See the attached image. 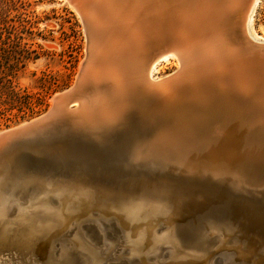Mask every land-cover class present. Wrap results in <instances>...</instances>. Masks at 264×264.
<instances>
[{
	"label": "water",
	"instance_id": "95a60500",
	"mask_svg": "<svg viewBox=\"0 0 264 264\" xmlns=\"http://www.w3.org/2000/svg\"><path fill=\"white\" fill-rule=\"evenodd\" d=\"M67 1L80 11L86 34V53L73 84L53 94L50 106L43 113L0 131V195L9 194L10 202L13 201L4 209V223L8 227L5 224L0 226V253L10 256L9 264H170L173 255L179 252L189 255L192 264H226L223 263L225 258L229 259L228 264H264V257H256L261 253L260 247L264 250V245L260 243L257 247L248 248L256 242L251 231L264 236V187L258 190L246 188L245 194L249 198L235 199L225 191V186L219 187L214 181L213 184L219 188L208 193L204 182L195 179L193 190H184L171 183L173 189L151 194L152 190L147 191L153 189L152 184L155 183L149 180L151 172L141 161L132 163L125 152L131 145L124 142L123 133L131 125L134 130L137 124L140 128H147L144 124L149 118L146 114L142 117L133 109L128 113L129 126L119 124L109 133L115 140V150L98 147V135L84 123L81 114L80 93L83 83L91 78L86 74L85 65L95 54L92 48L95 31L84 13L82 2L86 0ZM236 2L238 10L231 6L222 16L214 6L203 2V7L208 5L202 26L194 36L195 60L201 71L205 70L208 85L214 90L212 84L217 78L213 73L227 60L225 49L228 46L222 35L228 29L234 40L232 49L240 48L246 69L258 72L249 86L260 96L263 106L264 42H254L243 33L246 12L253 0ZM232 17L236 18L237 25L232 23ZM217 57L220 60L217 61ZM215 86L219 94L223 92L218 85ZM255 106L256 110L264 112L262 106ZM99 132L101 135L102 129ZM85 144L94 149L100 160L87 159V155L93 156V152L85 149ZM40 145L47 155L44 160L40 157L42 152H36ZM52 149L58 152L56 156L51 154ZM102 192L109 195H101ZM141 194L169 197L173 203L183 204L172 218L176 227L168 235L165 233L168 236L166 243L154 242L156 238L165 237L164 231L150 235L146 221L139 223L135 239L131 236L126 222L131 217L126 218L125 212L131 208L139 210L144 205L138 202ZM60 195L65 197L59 200ZM106 196L113 198L109 200ZM144 207L138 213L140 216L145 214L142 216L144 220L146 214L155 215L149 211L150 205ZM161 208V205L151 206V210L160 211ZM50 211L55 214L49 216ZM56 216L59 217L58 224L54 223ZM165 220L166 217L159 223L168 224ZM211 221L221 224L216 233L218 236H211L214 239L207 232ZM50 222L57 225L48 231L46 228ZM83 230L87 239L82 236ZM204 231L200 237L198 233ZM147 234L155 238L149 247L140 241L141 236ZM178 234H181L180 238ZM42 238H45V246L36 253V242ZM171 245L175 247L174 251L170 250ZM196 245L198 247H194ZM209 245L214 246L210 248ZM161 253L166 254L165 258L161 259ZM39 254L44 259H38Z\"/></svg>",
	"mask_w": 264,
	"mask_h": 264
},
{
	"label": "rangeland",
	"instance_id": "374dc122",
	"mask_svg": "<svg viewBox=\"0 0 264 264\" xmlns=\"http://www.w3.org/2000/svg\"><path fill=\"white\" fill-rule=\"evenodd\" d=\"M144 1H146V2H144ZM172 1H174V3H172L173 5H170L171 6L170 8L167 6L168 10H171V8H172V10H171L172 13L167 11V9L164 10L165 7L163 8L160 6V9L161 8L162 9L159 10V12L162 13V11H164L162 14L165 13V15L167 14V16L162 15L161 13L159 14V16H157L158 12L153 11V4L151 5V2L149 4L148 3L149 0L148 1L147 0H143V1L140 0L141 3L143 2L142 5H141V3L138 4L139 2L136 1L137 5H135V7L138 8L140 10V12H141V10L143 11V9L146 7L144 9L143 13L139 12L143 16H141L139 13L135 14V11H137L136 8L133 9L134 12L132 14L133 15L132 20L134 18V21L139 22V23H136V22L134 23L132 21L131 25L134 26V24H136L135 25L136 27L135 26L134 27L137 29L139 28L138 29L139 31L136 29H135V31L139 32L138 35L139 34L141 35V36L140 35L138 36V39H140L139 40L140 42L136 38L133 39L132 35L127 36V35H129L130 31L129 32L126 31L128 33H125V34L123 33L124 37H122V34L118 33V32L114 36V38L112 37V40H115V41H119V40L125 41L126 40L125 42L124 41H122V42L125 44L126 43L129 44L128 49L131 50V53L135 56V59H136V61L131 63L133 67H137V65H138L135 62L139 63L142 60L145 63L146 62L149 63V61L151 60V59L149 60V58L151 57L152 53L154 55H152L151 58L155 57V55L157 53H159L158 49H166L167 43L169 40V38H168L169 33H170V35H172V36H170V39H172V37H174L173 40L175 42V44H174L175 47H176V45L179 44L178 41L180 40V35H181V39L184 36V34H185L184 24H185L186 20L184 19L185 21L184 20L179 21L181 18L179 20H177L176 17H178V16H175V15L178 14V11H176L177 14L174 13L175 12V10H174L175 6L178 5L179 7L176 6V8L178 7V10H179L181 3L180 2L177 3L176 0H172ZM9 2H13V3H8V4H12V5H8V4L6 5V4L0 3V46H2L3 42L10 43L11 40L16 35V36L20 37L21 45L26 44L25 48H27L29 53L25 54L27 58H25L23 60V62H21L19 65H17L16 68L13 67L12 69H9V64H10V66L14 64L10 60L8 61L9 64H8V62L3 63V65L6 66V68H3V69L6 71V73L8 75L5 74L0 79L2 81V82H0V131L14 127L20 123H23L29 119H32V118L40 115L41 113H43L50 106V97L53 94L60 92L62 90H65L73 84L75 77H76V74H77V71H78V67H79L80 63L83 61V58H84L85 53H86V51H85L86 34H85L84 28L82 26V22L80 20L79 15L76 13L74 8L71 6V4L67 0H20L18 2L15 0L14 1L9 0ZM175 2H176V4H175ZM145 4H149V5H145ZM138 5L140 7H138ZM142 7H143V9H142ZM187 8H188V5H187ZM168 12L171 14L169 15ZM136 15H137L138 20L143 18L144 22H143V19H141L142 23L140 20L138 21L135 17ZM138 15L140 18H138ZM149 15H152V17H153V15H155V17H153L154 19H152V17ZM160 15H161V18H160ZM163 16L166 19L163 18ZM145 18L147 20H145ZM158 19H160L161 22ZM235 19L236 18H232L231 20L232 21L234 20L232 23L234 25H237V22L235 21ZM153 22L155 25L153 24ZM162 22L164 24H162ZM158 23H161V24H158ZM169 23L170 24L172 23L171 24L172 27L170 26ZM173 23H175V24H173ZM142 24H144L145 26H143ZM180 24H183V25H180ZM146 25H148L147 29H150V30L147 31ZM164 25H165V27H164ZM134 27H133V29H134ZM155 27L158 28V30ZM174 27H175V31H174V29H171ZM249 27H250V33L252 35H254L258 40L264 41V0H258L255 7L253 8L252 17H251V20L249 23ZM161 28L164 31L161 30ZM168 28L170 29V31L168 30ZM133 29L131 28V30H133ZM181 29H182L183 33H178V31L182 32ZM152 30H154V31H152ZM165 30L167 31L168 35H167V33H164V32H166ZM145 32H147V33H145ZM152 32L156 33V35ZM157 32H159L160 34H158ZM141 33H143V34H141ZM144 33H145V35H147L146 37H145ZM225 33H226V31L223 34L225 35ZM177 34L179 37L177 36ZM231 35L232 34L230 32H227V36L230 37L232 40L233 37H231ZM142 36L145 39L142 38ZM126 37H129V38L131 37L132 39L131 38L126 39ZM166 37H167V39H166ZM177 39H178V41H177ZM130 40H132V41H130ZM136 40H137V42H136ZM141 40H142V42H141ZM144 41H145V43H144ZM131 42L135 44L133 46L134 48L132 47L133 44ZM153 42H156V43H153ZM138 43H140V45H139L140 47L137 46ZM146 44L147 45L149 44L148 45L149 48L146 47L147 46ZM154 44H155V46H153ZM143 45L144 46L146 45L145 46L146 49L143 47ZM158 45H159V47H157ZM179 45L176 48H178ZM135 46H137V47L135 48ZM141 46H142V48H141ZM115 50L117 51V48ZM149 50L151 53L149 52ZM151 50L152 51L158 50V51L152 52ZM135 53H138V55ZM142 53L144 54L145 57L143 56ZM145 53L146 54L150 53V54L145 55ZM116 54H118V53H116ZM111 55H113V54L111 52H108V56H110V57L114 56L115 57V54L113 56H111ZM139 55H142V56L140 57ZM136 57H139V60H137ZM147 58H148V60H147ZM144 59H146L147 61ZM145 63L141 62L142 66L144 64V66L147 67V63L146 64ZM128 65H130V63L124 65V66H126L123 68V71H122V72H124V74L123 73L120 74V78H122L123 77L122 75H124V77H125V75L128 73L126 75V79L128 76V79H127L128 81L126 79H124V77H123L122 82H120L119 86H114L113 84L111 85V82L109 81V79L106 80L107 82H109L108 85L106 84L107 82H105V84L103 83L104 84L103 90L100 91L101 96H102V94L103 95L105 94L109 97V98L107 97V99H109V101H108L106 99V96L104 95V98L106 100V103H105L106 107H104V108H102V106H100V104H99L100 99H98V98H100L101 96L99 97L96 95L97 92L99 93V91H97V89H98L97 86L92 84L90 81L91 78L95 79V80L98 79V76H95V75L88 72V74L90 75L91 78L89 81L87 80L85 83H83V86H82V89L80 92L81 96H82V98H81V100H82L81 101L82 102L81 103V111H83V112H81V114L84 113L82 115V116H84L83 118L85 119L84 123L86 122V120L88 122L92 116L93 121L90 120L91 122L89 121L88 124L89 123H90L89 125H91V123L94 124V125L92 124L93 126L91 128L93 129V127H95L92 130V131H95L94 132L95 135H98V130L101 131V128L103 129V131H102L103 133L101 134L102 137L100 136V133L98 135L99 138L101 137L99 139L100 142L99 143L96 142L98 147L99 148L111 147L112 149H115V140L113 139L112 136H107V135H109V133L111 131L110 129H112L114 126H116L115 124H117V125L120 124L122 126L125 125L124 127H126V125L129 126L127 114L129 113V111H131V109H133V110L136 109V111H138L142 117H145L144 114H146V116L148 115L149 118L147 119V123L144 124V125H146L145 127H147V128H144V129L140 128L139 124H137V126L135 127V130H134L132 125H131L129 127V129L127 130V132L123 133L122 137L124 139V142L131 145V147H129V149L126 150L125 152L129 158V160L131 159L132 163L139 164V162L141 161V162L146 164L145 168H147L151 172V176H150L149 180H150V182H155L154 184H152V186L154 185L153 186L154 189L155 188L156 189L173 188V187H171L172 186L171 183H173V184L176 183L179 185L180 188L193 190V189H195L194 187L196 186V183L193 182L195 180V177H196V179H198L200 177V179H198V182L199 181H200V183L204 182V184H205L204 189L210 190V191H208V193L211 192V190L216 189L218 186L220 187V185L225 186V187H227L229 185V186H231V187H229L231 190L228 189V187L226 190H227V192H228V190H230L229 192H233V193H231V195H234V198L237 197L235 199H240V198H238L239 196L247 198L246 197L247 195L245 194V192H246L245 190H246V188H249V187H246V188L243 186H241L242 188L237 187L236 186L237 183L233 182L232 179L229 180L230 175L229 176H227L228 174L221 175L220 171L217 173L216 171H218L219 169H216V171L214 170V172L213 171L212 172H205L204 175H200V176H199V174H192V176H190L191 173L187 172L188 171L187 165L183 166V164L179 162V161H181V159H183L182 157H180V156H182L181 152H182L183 148L193 149L194 146L196 147L199 144H202V145L206 144L207 145L209 143L211 145L217 146L219 149L224 148L225 150L222 149V151L224 152V153H222V156L226 155V157L228 155L231 156V154H234V152L237 149H239V147L245 148V149H247V148L248 149H250V148L260 149L261 140H264V133L262 136V133H259L257 131H255V133H253L254 131L244 132L243 129H241L243 127L242 122H246L247 120L254 119L256 117V115L255 116H253L252 114H250V115L240 114L239 115V113L237 111H235V112L233 111V108L237 107V104H236L237 102L234 103L231 101V103H230L229 100L232 99L231 97L233 94L231 93V91H233L232 88H234V87H232V86H234V85L229 84V87H230L229 90L230 91L228 89L220 88V91H223L222 93H224V95H226L225 97L227 100L226 99L222 100V99L217 98V97H210V96H204V95L199 94L201 97H199V95L194 96L191 98V100H193V101H191L190 97H189V94H190L189 92H190V90L193 91L192 89H194L193 83L190 82V80H189V78L191 76L190 75L191 70L188 69L187 73L185 72L186 70L183 71L184 73H180L181 69L184 65L182 64V62L177 60L174 56H169L166 59L159 61L156 64L155 70L153 72V77L155 78V80L157 82L164 81L166 79H168V80L172 79V76H174V78L171 80V82H173L175 87H177L179 85L177 87V89L175 88L173 91V95L175 96L173 99H175L177 97L179 99H175L174 102L172 103V105L168 106V109H167V105L164 104V102H161L158 100H156V102H155V99H157L156 96L158 97L159 94L156 93L154 96L155 97V99H154L152 93H150L151 91L145 87V85H144L145 83L148 84V83L154 82V81H151L148 78L147 73H145L146 68L144 69V66L143 67L140 66V63H139L138 66H140L141 68L139 67L138 68L139 70L134 69V71L132 72L131 70H133V67L131 65L130 66H128ZM86 66H87V63L85 65V68H86ZM127 66L129 68L128 71H127ZM124 69L127 71V73L125 72ZM140 69L145 70L143 72L146 74V77H145V74L142 73ZM137 70L139 71V74H142L141 76H143L144 78H140L141 76L137 74L138 73ZM133 73L135 75H133ZM129 74L132 75V77H130ZM129 77H130L131 81L129 80ZM175 77H179L180 80L179 81L175 80L176 79ZM192 77H193V75H192ZM9 79H10V83H9ZM125 80H126V82H128L127 84H129V82H131L130 84H132V81L135 80L136 84L134 83V81H133V83L137 86V88H136V86H134V84H132L134 88L130 84H129L130 86L125 84L126 83V82L124 83ZM145 80H148V81H145ZM193 80H194V77H193ZM121 83L126 85V86H122V89H121ZM190 84H192L193 86ZM188 85H189V88H188ZM7 86H8V88H7ZM156 86H158L157 83H156ZM127 87L128 88L130 87L129 88L130 92L131 91L133 92V89H134L135 94H133L131 92L133 94L132 95L131 93L127 92L128 95H126L125 93L128 90ZM123 89L126 90L125 93H124ZM138 89H141V91ZM179 89H180V91H179ZM182 89H183V92H185V93L181 92ZM185 89H186V91H184ZM115 90H116V92H118V90H122V92L119 91L118 93H116ZM9 91L10 92L12 91V94H9V96H7V92H9ZM176 92H178L179 94ZM226 92H228V93H226ZM117 94H118V97H117ZM119 94L122 97L121 96L119 97ZM136 94H137V96H136ZM124 95H125V97H124ZM181 96H183L184 99L186 98L185 101L188 103L182 101ZM187 96L189 97V100H187L188 99ZM202 97H205V99ZM112 98H116V100L114 99L115 102ZM101 99H102V97H101ZM119 99H120V101H119ZM201 99L202 100L204 99V100L202 101ZM211 99L213 101H211ZM215 99H216V101H215ZM217 99H219V100L217 101ZM208 101H209V103H208ZM116 102L118 104H114ZM189 102H192V103H189ZM132 103H135V104H133L134 106L132 105ZM206 103H207V105H206ZM239 103L243 104L245 102H239ZM123 104H125V105H123ZM127 105L130 106V108ZM145 105H148L149 107L145 106ZM152 105H154L155 107H156V105H158V107L155 108L154 106L152 107ZM231 105L234 107H232ZM86 106H88V107H86ZM131 106H133L134 108ZM210 106H213V107H210ZM82 107L87 108V109L84 108L85 111L87 110L86 111L87 113L84 112ZM123 107H125L126 109H124ZM224 107L229 108L231 110L224 112L226 110V109L224 111L222 110ZM121 108L124 109L123 112L126 110L124 112L125 114L121 113L122 112ZM88 109H89V111H88ZM108 109H109V112H108ZM114 109H117V110H114ZM164 109H166V110H164ZM172 109L175 111H172ZM118 110L121 112H119ZM149 110H151V111L149 112ZM153 110L155 112H153ZM156 110H157L158 114H157ZM170 110L172 111L171 113L169 112ZM180 110H182L183 112L182 111L179 112ZM105 111H106V113H105ZM232 111L234 113L237 112L236 114L238 116L236 114H235L236 115L235 116L234 113L232 114ZM89 112L94 113L95 114L94 116H96V119L98 121L95 119V117L92 114L90 116ZM99 112H101L102 114H100ZM173 112L174 113L176 112L175 114H178V115H175ZM177 112H179L180 114ZM111 113H113V114H111ZM116 113H118V114H116ZM103 114H105V115L107 114L106 117ZM123 114H124L125 118H124ZM154 114H157V115L155 116ZM164 114H166L165 117L166 118L168 117L167 118L168 120L164 117ZM108 115L111 118V120H113L112 122H111L110 118L108 117ZM111 115H112V117H111ZM98 116H100L101 118L102 117L104 118V119H101V122H103L106 118H107V120H109V122L107 120H105L108 123L104 122L105 124L104 123L102 124L99 121L100 117H98ZM180 117H182V121H184V122H181V121L180 122L182 124L186 123V125H184V124L182 125L179 122V120L181 119ZM122 118H124V119H122ZM175 118H177V119H175ZM120 119H122V120L120 121ZM160 120H161V122H160ZM95 121L104 125V127L100 125L101 128L96 129L97 126L99 127V124ZM148 121H149V123H148ZM87 122H86V124H87ZM113 122H114V125H113ZM172 122H174V123H172ZM157 123L160 124V126H157L158 125ZM165 123L168 125H166ZM187 123H189L190 125ZM108 124H110V126H108ZM111 125L113 127H111ZM207 125H209V126H207ZM172 126H174V128H176V127L179 128V130H181L180 127L183 126L182 130H184V132L182 130L181 131L183 133L178 132L179 130H176L177 128L174 130ZM160 127L162 128L163 132L165 130L164 133H162V130ZM184 127L185 128L188 127V129H184ZM159 128H160V130H159ZM167 128L169 131H166ZM105 130L106 131L109 130V132H107L108 134L104 133ZM153 130L155 132L154 134H153ZM157 130H158V132H157ZM124 132H125V130H124ZM151 132H152V134H151ZM167 132H169V133L172 132L171 136H169L168 135L169 133L167 134ZM174 132H175V134H177L179 136H177V135H176L177 137H175V135L173 136ZM165 133L167 135H165ZM257 133H258L259 137H257ZM158 134H159V136H158ZM180 134H182V137ZM250 134H252V136H250ZM105 135H106V137H104ZM152 135H156L157 137H160L159 138L160 141L157 137L152 136ZM160 135H162V137ZM163 135H165V136L163 137ZM143 138H145L146 140ZM161 138H164V139H161ZM186 138H187V140H186ZM255 138H257V139H255ZM147 139L150 140L151 142L147 141ZM156 139H158V140H156ZM173 139H175L176 141ZM143 140H145V141H143ZM169 140H170V142H169ZM257 140H259L260 142ZM178 141H180V142H178ZM223 141H227V142H224L225 143L224 144ZM135 142H138V143H135ZM199 142H201V143H199ZM108 143H109V145H108ZM168 143H169V145H168ZM174 144L176 145V147H178V149L175 148ZM252 144H254V147ZM258 144H259V147H257ZM144 145H145V148H144ZM146 145L147 146L150 145L151 148L150 147L147 148ZM179 145L181 148L179 147ZM246 145H248V147ZM139 147L141 150L139 149ZM220 147H222V148H220ZM157 148H159V149H157ZM142 149H144V150H142ZM147 149H149V150H147ZM138 150H139V152H138ZM158 150H159V152H158ZM135 151H136V153H135ZM156 151L159 153L160 157L158 156ZM161 151L162 152L164 151L163 153L165 155L172 152L170 154L171 158H168L169 160H167L165 155L163 153H161ZM144 154L145 155L147 154V155L145 156ZM132 155L134 157H132ZM142 157H144L145 159L144 158L142 159ZM215 157L216 156H214V155H210L208 160L216 161L217 157L216 158ZM136 158H137L138 162H137ZM149 158H150V160H149ZM98 160H100V158H98ZM164 161H167L169 164L165 163ZM174 161H178V162L173 163ZM171 167H173V168H171ZM252 167H254V165ZM154 169H155V172H153ZM181 169L182 170L184 169V170L182 171ZM170 171H172V172H170ZM175 171L177 173H175ZM179 171H180V173L178 174ZM255 172H257V171H255ZM200 174H203V172H201ZM194 175H196V176H194ZM255 175L257 176V175H259V173L257 172ZM188 176L190 177V180H188V178H189ZM222 176H223V178H222ZM184 177H185V179H184ZM225 177H227V178H225ZM218 178H221V179H218ZM224 179H226V180H224ZM211 180L213 182L214 181L217 182L219 185L216 186L215 185L216 183L213 184L211 182ZM218 180L222 183H220ZM228 180H229V182H228ZM230 182H232L231 184L233 186L230 184ZM254 186H252V188L256 189V190L263 188L264 187V181L262 180V181H260V185L257 184L255 187ZM214 187H216V188H214ZM235 188H236V190H235ZM252 188H249V189H252ZM243 189H244V191H243ZM241 191H243L244 193ZM236 192H237V194H235ZM241 194H242V196H241ZM247 200L248 199H246V201ZM260 237H261V235H260ZM262 237H264V236H262ZM262 239H263L262 244L264 245V238H262ZM260 251H261V253L256 255V257H258V258L264 257V250H260ZM228 260H229L228 258H225L223 263L228 264ZM236 264H240V263H236Z\"/></svg>",
	"mask_w": 264,
	"mask_h": 264
},
{
	"label": "bare ground",
	"instance_id": "6f19581e",
	"mask_svg": "<svg viewBox=\"0 0 264 264\" xmlns=\"http://www.w3.org/2000/svg\"><path fill=\"white\" fill-rule=\"evenodd\" d=\"M136 1L137 2H139L138 4H140L141 2H140V0H86V2L84 3V2H82L83 3V6H84V13H85V15H86V17H87V19H88V21H89V23L91 24V27H92V29L95 31V33H94V36H93V38H92V48H93V50H94V52H95V54H94V56L92 57V58H90V61H89V63L88 62H86L87 63V66H86V69H85V71H86V74H88V72L89 73H91V74H93V75H95V76H98V79H92L91 78V83L92 84H94V85H96L97 86V91H99V93L97 92L96 93V95L97 96H101V93H100V91H102L103 90V85L105 84V82H107L106 80H108L109 79V81L111 82V85L113 84L114 86H119L120 85V82H122V78L124 77V75H122L123 77L122 78H120V74L121 73H123L124 74V72H122L123 71V68L124 67H126V66H124V65H126V64H128V63H130V65L132 66V64L131 63H133L134 61H136V59H135V56L131 53V50H129L128 49V45L129 44H125V43H123L122 41H124V40H122V41H115V40H112V37L114 38V36L117 34V32L118 33H121L122 34V37H124V34L125 33H128L129 31H130V33H129V35H127V36H131L132 35V37H133V39L134 38H136V39H138V36L140 35H138V33L139 32H136L135 31V29L136 30H138L137 28H135L136 26V24H134V26L133 25H131L132 24V21L135 23L136 21H134V18H133V20H132V17H133V9L134 8H136L135 7V5H137V3H136ZM141 1H143V0H141ZM148 1V0H147ZM205 1V3L206 2H208V4H211L212 6H214L215 7V9H217L218 10V12H220V14H219V16L221 15H223V13H226V11L229 9V8H231V6H234L235 7V10H238V6H237V2H236V0H176V2L178 3V2H180L181 4V6H180V9L178 10V5H176V6H178L177 8H176V6H175V12L174 13H176V11H178V14L177 15H175V16H178V17H176L177 18V20H179L180 18V20L179 21H183L184 19L186 20V22H185V24H184V31H185V34H184V36L182 37V39H181V35H180V40L178 41V39H177V41L179 42V47L178 48H176L178 45H176V47H175V42H174V40H173V38L174 37H172V39H170V36H172V35H170V33H169V36H168V38H169V40L171 41V42H169V40H168V43H167V48L166 49H158L159 50V53H157L156 55H155V57H153V58H151L152 57V55H154L153 53H152V55H151V57L149 58V63H147V67L146 66H144V64H143V66H144V69L146 68V72L145 73H147V76H148V78L151 80V81H154L153 83H148V84H144L145 85V87L146 88H148V90H150L151 92L150 93H152V95H153V97L155 96V94L157 93V94H159V96L157 97L156 96V98L157 99H155V97H154V99H155V102H156V100H158V101H161V102H164V104H166L167 105V109H168V106H171L172 105V103L174 102V100L175 99H179L178 97L177 98H175V99H173L175 96L173 95V91H174V89L176 88L177 89V87L179 86H177L176 84V86L177 87H175L174 86V84H173V82H171V80L174 78V76H172V79H166V80H164V81H160V82H157L156 80H155V78L153 77V72H154V70H155V66H156V64L159 62V61H161V60H164V59H166L167 57H169V56H174L177 60H179L180 62H182V64L184 65L183 67H182V69H181V72L180 73H184L183 71H185L186 73L188 72V69H190L191 70V72H190V78H189V80H190V82H192L193 83V85H194V89H192L193 91H191L190 90V94H189V97H190V100H191V98L192 97H194V96H198L199 94H201V95H204V96H210V97H217V98H220V99H226V95H224V93L222 94V93H218L217 91H216V88H217V86H215V85H218L219 86V89L220 88H222V89H230V87H229V84L230 85H234V86H232V87H234V88H232V90L233 91H231V93L233 94L232 95V99L231 100H229L230 101V103H231V101L232 102H237L236 104H237V107H234V106H232V107H234L233 108V111L235 112V111H237L238 113H239V115L240 114H242V115H244V114H248V115H250V114H252L253 116H255L256 115V119L254 118V119H250V120H247L246 122H242L243 123V127L241 128V129H243V131L244 132H252V131H254L253 133H255V131H257V132H259V133H262V136H263V133H264V112H261V111H258V110H256L255 108H256V106H255V104H258V105H260V107L262 106L261 105V103H262V101L260 100L261 98H260V96L259 95H256L255 93H254V89L253 88H250V86H249V84H250V81H252V80H254V75H256V74H258V72H255V71H252V70H248V68L246 69V62H245V59H244V56H243V51L242 50H240V48H233L232 49V44L234 43V41H233V39L231 40V38L230 37H228L227 36V32H229V30L228 29H225V30H227V32L225 33V35L223 34L222 36H225V38H224V41H225V43H226V45L228 46L227 47V49H225V54L227 55V60H226V64H224V65H221V66H218V70L216 71V73L214 74L213 73V75L217 78V81H216V83H213L212 85H213V88H214V90H211L210 89V87H209V85H208V80L206 79V77H207V75L206 74H204L205 73V70L203 69L202 71H201V67L200 66H198L197 64H199L195 59H196V57H195V44H196V42H195V38H194V36L196 35V33H197V31L199 32V29H200V27L202 26V18H203V15H204V13H205V7L208 5H206L205 7H203L204 5H203V2ZM257 1L258 0H253V2L250 4V6H249V8H248V10H247V12H246V21L244 22V25H243V33H244V35H246V36H248L249 37V39L250 40H252V41H256V42H264V41H261V40H258L254 35H252L251 33H250V27H249V23H250V20H251V17H252V12H253V8L255 7V5H256V3H257ZM144 2H146V1H144ZM150 2H151V5L153 4V11L154 12H158L157 13V16H159V14L161 13V12H159V10H161L160 9V6L161 7H165L164 8V10L165 9H167L168 7L170 8L171 6L170 5H173L172 3H174V1H172V0H149V4H150ZM170 2V3H169ZM176 2H175V4H176ZM81 3V1H80V5L82 4ZM143 3V2H142ZM142 3H141V5H142ZM189 3V4H188ZM191 3V4H190ZM235 3V4H234ZM149 4H145V5H149ZM187 5H188V8H187ZM190 5V6H189ZM72 6V5H71ZM168 6V7H167ZM73 7V6H72ZM138 7H140L139 5H138ZM152 7V6H151ZM150 7V8H151ZM74 8V7H73ZM146 8V7H145ZM144 8V9H145ZM149 8V7H148ZM137 9V11H135V14H138L139 12H140V10L138 9V8H136ZM135 9V10H136ZM142 9H143V7H142ZM144 9H143V11H144ZM187 9V10H186ZM74 10L76 11V13L80 16V11H78L77 9H75L74 8ZM148 10V9H147ZM146 10V11H147ZM171 10H172V8H171ZM171 10H168L167 9V11H169V12H171ZM143 11L141 10V12L143 13ZM140 12V13H141ZM153 12V13H154ZM164 11H162V13H163ZM168 12V13H169ZM139 13V14H140ZM161 13V14H162ZM172 13V12H171ZM171 13H169V15L171 14ZM192 13V14H191ZM141 15V14H140ZM162 15H165V13L164 14H162ZM168 15V16H169ZM141 16H143V15H141ZM149 16H151L152 17V15H149ZM165 16H167V14L165 15ZM136 17V19H137V15L135 16ZM146 17V16H145ZM153 17H155V15H153ZM152 17V19H154ZM170 17V16H169ZM138 18H140L139 17V15H138ZM149 18V17H148ZM157 18V17H156ZM160 18H161V15H160ZM163 18H165L164 16H163ZM232 18H235V17H232ZM141 19H143V18H141ZM141 19H139L140 21H141ZM166 19V18H165ZM172 19V18H171ZM103 20V21H102ZM138 20V19H137ZM138 20V21H139ZM145 20H147L146 18H145ZM158 20H160V19H158ZM184 20V21H185ZM176 21V20H175ZM234 21V20H233ZM232 21V22H233ZM143 22H144V19H143ZM149 22V21H148ZM151 22V21H150ZM158 22V21H157ZM160 22H161V20H160ZM174 22V21H173ZM136 23H139V22H136ZM141 23H142V21H141ZM140 23V24H141ZM146 24V23H145ZM153 24H154V22H153ZM157 24V23H156ZM158 24H161V23H158ZM162 24H164L163 22H162ZM166 24V23H165ZM170 24V23H169ZM172 24V23H171ZM171 24H170V26H171ZM173 24H175V23H173ZM238 24V23H237ZM139 25V24H138ZM137 25V26H138ZM143 26H145L144 24H142ZM155 25V24H154ZM180 25H183V24H180ZM153 26V25H152ZM167 26V25H166ZM174 26V25H173ZM177 26V25H176ZM175 26V27H176ZM133 27H134V29H133ZM147 27H148V25H146V29H147ZM154 27V26H153ZM152 27V28H153ZM162 27V26H161ZM164 27H165V25H164ZM168 27V26H167ZM172 27V26H171ZM175 27L174 28H171V29H174V31H175ZM179 27V26H178ZM131 28L134 30H131ZM150 28V27H149ZM156 28V27H155ZM157 30H158V28H156ZM148 30H150V29H147V31ZM155 30V29H154ZM154 30H152V31H154ZM161 30H163L162 28H161ZM167 30V29H166ZM165 30V31H166ZM168 30L170 31V29L168 28ZM179 30V29H178ZM177 30V31H178ZM126 31H128V32H126ZM139 31V30H138ZM156 31V30H155ZM164 31V30H163ZM168 31V32H169ZM173 31V30H172ZM173 31V32H174ZM181 31H182V29H181ZM143 32V31H142ZM160 32V31H159ZM159 32H157L158 34H160ZM172 32V33H173ZM249 32V33H248ZM124 33V34H123ZM145 33H147V32H145ZM145 33H144V35H145ZM152 33H154V32H152ZM164 33H167V31L166 32H164ZM163 33V34H164ZM176 33V32H175ZM174 33V34H175ZM178 33H183V31L182 32H179L178 31ZM141 34H143V33H141ZM155 35H156V33H154ZM162 34V33H161ZM173 34V35H174ZM198 34V33H197ZM167 35H168V33H167ZM141 36V35H140ZM147 35H145V37H146ZM162 36V35H161ZM166 36V35H165ZM164 36V37H165ZM177 36H178V34H177ZM176 36V37H177ZM227 36V37H226ZM150 37V36H149ZM179 37V36H178ZM177 37V38H178ZM232 37V36H231ZM131 38V37H130ZM129 37H126V39H130ZM140 38V37H139ZM142 38H144L143 36H142ZM141 38V39H142ZM162 38V37H161ZM160 38V39H161ZM132 39V38H131ZM145 39V38H144ZM143 39V40H144ZM163 39V38H162ZM166 39H167V37H166ZM140 39H138V41H139ZM147 40V39H146ZM145 40V41H146ZM126 41V40H125ZM124 41V42H125ZM130 41H132V40H130ZM135 41V40H134ZM133 41V42H134ZM145 41H144V43H145ZM176 41V40H175ZM136 42H137V40H136ZM140 42V41H139ZM141 42H142V40H141ZM177 42V43H178ZM132 43V42H131ZM130 43V44H131ZM153 43H156V42H153ZM166 43V42H165ZM133 45H132V47L135 45L134 43H132ZM151 44V43H150ZM231 46H230V45ZM137 45V44H136ZM140 45V43H138V47H140L139 46ZM142 45V44H141ZM147 45V44H146ZM145 45V46H146ZM149 45V44H148ZM148 45L146 46L147 48H149L148 47ZM152 45V44H151ZM137 46H135V48L137 47ZM145 46L143 45V47L145 48ZM153 46H155V44L153 45ZM151 47V46H150ZM157 47H159V45L157 46ZM189 47V48H188ZM117 48V51L115 50ZM134 48V47H133ZM141 48H142V46H141ZM138 49V48H137ZM140 49V48H139ZM146 49V48H145ZM152 49V48H151ZM154 49V48H153ZM229 49H230V51H229ZM119 50V51H118ZM158 50H153L154 52H157ZM146 51V50H145ZM152 51V50H151ZM152 51V52H153ZM108 52H111L113 55L115 54V57L113 56V55H111V56H113V57H110V56H108ZM142 52V51H141ZM144 52V51H143ZM147 52V51H146ZM149 52H150V50H149ZM116 53H118V54H116ZM139 53V52H138ZM138 53H135V54H137L138 55ZM151 53V52H150ZM149 53V54H150ZM143 54V53H142ZM148 53L146 54L145 53V55H149ZM136 55V56H137ZM140 57L142 56V55H139ZM143 56H144V54H143ZM145 57V56H144ZM137 58V60H139V57H136ZM143 58V57H142ZM148 58H147V60H148ZM252 58H253V54H252ZM141 60V59H140ZM144 60H146V59H144ZM146 60V61H147ZM218 60H220L219 59V57H217V61ZM132 61V62H131ZM83 62V61H82ZM81 62V63H82ZM141 62L142 63H145L143 60L142 61H140L139 63H140V66H142V64H141ZM135 63H137L138 65H139V63L138 62H135ZM145 63V64H146ZM194 65H193V64ZM190 64V65H189ZM130 65H128V66H130ZM136 65V64H135ZM137 65V67H133V70H131L132 72L134 71V69H138L140 66H138ZM128 66H127V71H128ZM142 66V67H143ZM131 68V67H130ZM141 68V67H140ZM132 69V68H131ZM125 70V69H124ZM139 70V69H138ZM137 70V74L138 75H142V74H139V71ZM141 70V72L142 73H144L143 71H145V70H142V69H140ZM127 71L125 70V72L127 73ZM130 71V72H131ZM136 71V70H135ZM234 71H236L235 73H233ZM140 72V73H141ZM135 73V72H134ZM133 73V75H135ZM144 73V74H145ZM128 74V73H127ZM126 74V75H127ZM189 74V73H188ZM126 75H125V77H124V79H126ZM130 75V74H129ZM192 75H193V77H194V80H193V77H192ZM176 76V75H175ZM130 77H132V75H130ZM130 77H129V80H130ZM145 77H146V74H145ZM97 78V77H96ZM140 78H144L143 76H141ZM176 79L175 80H177V81H179L180 80V78L179 77H175ZM258 78H261V75H258ZM127 79H128V76H127ZM126 79V80H127ZM126 80L124 81V83L126 82ZM136 80V79H135ZM135 80H133L134 81V83H135ZM138 80V79H137ZM143 80V79H142ZM149 80V81H150ZM128 81V80H127ZM131 81V80H130ZM133 81H132V84H134L133 83ZM141 81V80H140ZM145 81H148V80H145ZM255 81V80H254ZM144 82V81H143ZM195 82V83H194ZM104 83V84H103ZM108 83L109 82H107L106 84L108 85ZM128 82H126L125 84H127ZM131 82H129V84H130ZM156 83L158 84V86H156ZM125 84H122L121 83V89H122V86H126ZM129 84H127V85H129ZM132 84H130V85H132ZM136 84V83H135ZM134 84V86H136ZM210 84V83H209ZM106 85V86H107ZM110 85V84H109ZM110 85V86H111ZM129 85V86H130ZM186 85V84H185ZM190 85H192V84H190ZM192 85V86H193ZM211 85V86H212ZM184 86V85H183ZM187 86V85H186ZM132 87H133V85H132ZM140 87V86H139ZM182 87V86H181ZM111 88V87H110ZM126 88V87H125ZM130 88V87H129ZM128 87H127V89L129 90H124V93H125V91H126V95H128V93H131L130 92V89H129ZM134 88V87H133ZM136 88H137V86H136ZM184 88V87H183ZM188 88H189V85H188ZM187 88V89H188ZM120 89V88H119ZM143 89V88H142ZM181 89V88H180ZM180 89H179V91H180ZM132 90V89H131ZM137 90V89H136ZM138 90H140L141 91V89H138ZM122 92V90H118V92ZM184 91H186V89L184 90ZM230 91V90H229ZM228 91V92H229ZM115 92H116V90H115ZM118 92H116V93H118ZM128 92V93H127ZM135 91H134V89H133V94H135L134 93ZM162 92V93H161ZM181 92H183V89L181 90ZM200 92V93H199ZM222 92V91H221ZM228 92H226V93H228ZM256 92V91H255ZM106 93V92H105ZM111 93V92H110ZM109 93V94H110ZM131 93V94H132ZM175 93V92H174ZM176 93H178V92H176ZM183 93H185V92H183ZM187 93V92H186ZM230 93V92H229ZM108 94V93H107ZM132 94V95H133ZM179 94V93H178ZM105 95V94H104ZM104 95L102 94V99H101V97L100 98H98V99H100L99 100V104H100V106H102V108H104V107H106L105 106V103H106V100H105V98H104ZM141 95V94H140ZM106 96V99H107V95H105ZM121 95L119 94V97H120ZM136 96H137V94H136ZM177 96V95H176ZM113 97V96H112ZM115 97V96H114ZM117 97H118V94H117ZM122 97V96H121ZM124 97H125V95H124ZM189 97L187 96V100H189ZM199 97H201L200 95H199ZM109 98V97H108ZM132 98V97H131ZM151 98V97H150ZM149 98V99H150ZM197 98V97H196ZM202 98H204L205 99V97H202ZM113 100L115 99L116 100V98H112ZM130 99V98H129ZM133 99V98H132ZM186 99V98H185ZM185 99H184V97L183 96H181V100L182 101H184V102H186L185 101ZM195 99V98H194ZM203 99V100H204ZM229 99V98H228ZM102 100V101H101ZM108 101H109V99H107ZM112 100V101H113ZM115 100H114V102H115ZM123 100V99H122ZM125 100V99H124ZM138 100V99H137ZM152 100V99H151ZM199 100V99H198ZM197 100V101H198ZM202 100V99H201ZM200 100V101H201ZM202 100V101H203ZM219 99H217V101H218ZM227 100V99H226ZM244 100V101H243ZM119 101H120V99H119ZM126 101V100H125ZM128 101V100H127ZM131 101V100H130ZM136 101V100H135ZM134 101V102H135ZM180 101V100H179ZM191 101H193V100H191ZM206 101V100H205ZM211 101H213L212 99H211ZM215 101H216V99H215ZM133 102V101H132ZM148 102V101H147ZM153 102V101H152ZM154 102V103H155ZM195 102V101H194ZM228 102V101H227ZM239 102H245V103H243V104H240ZM260 102V103H259ZM123 103V102H122ZM125 103V102H124ZM130 103V102H129ZM137 103V102H136ZM145 103V102H144ZM186 103H188V102H186ZM189 103H192V102H189ZM208 103H209V101H208ZM114 104H118L117 102L116 103H114ZM126 104V103H125ZM125 104H123V105H125ZM133 104H135V103H132V105ZM212 104V103H211ZM86 105V104H85ZM131 105V104H130ZM178 105V104H177ZM197 105V104H196ZM204 105V104H203ZM206 105H207V103H206ZM115 106V105H114ZM128 106V105H127ZM134 106V105H133ZM133 106H131V107H133ZM145 106H148V105H145ZM154 105H152V107H153ZM86 107H88V106H86ZM121 107V106H120ZM129 108H130V106H128ZM149 107V106H148ZM155 107V106H154ZM156 107H158V105H156ZM155 107V108H156ZM195 107V106H194ZM193 107V108H194ZM210 107H213V106H210ZM223 107V106H222ZM221 107V108H222ZM83 108V107H82ZM85 108V107H84ZM83 108V110H84V112L85 113H87L86 111H85V109H87V108H85L84 109ZM124 109H126L125 107H123ZM123 108H121L120 110L122 111H119V112H121V113H124L123 112ZM134 108V107H133ZM136 108V107H135ZM139 108V107H138ZM154 108V109H155ZM261 108H263L262 110H264V104H263V106L261 107ZM170 109V108H169ZM176 109V108H175ZM184 109V108H183ZM226 109V110H225ZM107 110V109H106ZM112 110V109H111ZM114 110H117V109H114ZM136 110V109H135ZM164 110H166V109H164ZM163 110V111H164ZM178 110V109H177ZM224 112H227V111H229V110H231V109H229V108H226V107H224L223 109H222ZM88 111H89V109H88ZM151 110H149V112H150ZM154 111V110H153ZM172 111H175V110H173L172 109ZM171 110L169 111L170 113L172 112ZM182 110H180L179 112H181ZM200 111V110H199ZM204 111V110H203ZM232 111V114L234 113ZM81 112H83V111H81ZM108 112H109V109H108ZM114 112V111H113ZM118 112V113H119ZM155 112V111H154ZM156 112H157V110H156ZM166 112V111H165ZM179 112H177V113H179ZM183 112V111H182ZM236 112V113H237ZM100 114H102L101 112H99ZM104 113V112H103ZM105 113H106V111H105ZM118 113H116V114H118ZM148 113V112H147ZM153 113V112H152ZM163 113V112H162ZM169 113V114H170ZM174 113V112H173ZM176 113V112H175ZM174 113V114H175ZM229 113V112H228ZM236 113H234V115L236 114ZM84 114V113H83ZM82 114V115H83ZM89 114H90V116H91V114L94 116L95 114L94 113H91V112H89ZM111 114H113V113H111ZM115 114V113H114ZM125 114V113H124ZM124 114H123V116H124ZM127 114V113H126ZM157 114H158V112H157ZM157 114H154L155 116L157 115ZM161 114V113H160ZM159 114V115H160ZM180 114V113H179ZM182 114V113H181ZM211 114V113H210ZM230 114V113H229ZM86 115V114H85ZM103 115H105V114H103ZM102 115V116H103ZM107 115V114H106ZM106 115H105V117H106ZM128 115V114H127ZM126 115V116H127ZM150 115V114H149ZM165 115L166 114H164V117H165ZM175 115H178V114H175ZM237 115V114H236ZM235 115V116H236ZM231 116V115H230ZM238 116V115H237ZM84 117V116H83ZM87 117V116H86ZM89 117V116H88ZM95 117V119H96V116H94ZM93 117V118H94ZM98 117H100V116H98ZM108 117H109V115H108ZM111 117H112V115H111ZM128 117V116H127ZM159 117V116H158ZM172 117V116H171ZM186 117V116H185ZM234 117V116H233ZM110 118V117H109ZM116 118V117H115ZM124 118H125V116H124ZM124 118H122V119H124ZM166 118V117H165ZM168 118V117H167ZM166 118V119H167ZM173 118V117H172ZM181 118V119H180ZM179 119V122L181 121V122H184V121H182V117H180ZM235 118V117H234ZM252 118V117H251ZM84 119V118H83ZM99 119V118H98ZM101 119H104L103 117L101 118L100 117V122H101ZM122 119H120V121L122 120ZM153 119V118H152ZM151 119V120H152ZM164 119V118H163ZM175 119H177V118H175ZM174 119V120H175ZM239 119V118H238ZM91 121H93L92 120V116H91V119H90ZM89 120V121H90ZM97 120V119H96ZM105 120H107V118L105 119ZM103 121V122H101L102 124L104 123V122H109V120H107V121ZM110 120H111V118H110ZM168 120V119H167ZM172 120V119H171ZM205 120V119H204ZM88 121V122H89ZM90 121V122H91ZM98 121V120H97ZM97 121H95V122H97ZM113 120H111V122H112ZM159 121V120H158ZM206 121V120H205ZM238 121V120H237ZM242 121V120H241ZM86 122H87V120H86ZM85 122V123H86ZM88 122H87V124H88ZM107 122V123H108ZM115 122V121H114ZM114 122H113V125H114ZM152 122V121H151ZM160 122H161V120H160ZM166 122V121H165ZM170 122V121H169ZM176 122V121H175ZM180 122V123H181ZM98 123V122H97ZM119 123V122H118ZM148 123H149V121H148ZM172 123H174V122H172ZM178 123V122H177ZM201 123V122H200ZM90 124V123H89ZM88 124V125H89ZM93 123H91V125H89L90 127H92L93 125H92ZM96 124V123H95ZM99 124V127L97 126L96 127V129L98 128H101L100 127V125L101 126H103L104 127V125H102V124H100V123H98ZM105 124V123H104ZM158 124V123H157ZM166 124V123H165ZM179 124V123H178ZM182 124V123H181ZM184 124V123H183ZM182 124V125H183ZM187 124H189V123H187ZM107 125V124H106ZM116 126H117V124H115ZM152 125V124H151ZM163 125V124H162ZM166 125H168V124H166ZM184 125H186V123L184 124ZM190 125V124H189ZM204 125V124H203ZM206 125V124H205ZM108 126H110V124H108ZM150 126V125H149ZM157 126H160V124H158ZM170 126V125H169ZM207 126H209V125H207ZM111 127H113L112 125H111ZM110 127V128H111ZM153 127V126H152ZM173 127V129L175 130L176 128H174V126H172ZM183 127V126H182ZM182 127H180L181 128V130L183 129ZM186 127V126H185ZM184 127V129H188V127L187 128H185ZM237 127V126H236ZM95 127H93V129H94ZM154 128V127H153ZM161 128V127H160ZM160 128H159V130H160ZM207 128V127H206ZM209 128V127H208ZM102 129V128H101ZM158 129V128H157ZM111 130V129H110ZM161 130H162V128H161ZM176 130H179V128H177ZM179 130L178 132H184V130ZM208 130V129H207ZM97 131V130H96ZM102 131H103V129H102ZM166 131H169L168 130V128L166 129ZM186 131V130H185ZM211 131V130H210ZM95 132V131H94ZM109 132V131H108ZM157 132H158V130H157ZM164 132H165V130H164ZM163 132V130H162V133H164ZM177 132V133H178ZM182 132V133H183ZM47 132H45V134H46ZM99 130H98V135H99ZM103 133V132H102ZM107 133V132H106ZM155 132H154V130H153V134H154ZM160 133V132H159ZM169 132H167V134H168ZM172 133V132H171ZM171 133H169L168 135L169 136H171ZM45 134H42V137H44L45 136ZM108 134V133H107ZM151 134H152V132H151ZM161 134V133H160ZM166 133H165V135H167ZM149 135V134H148ZM157 135V134H156ZM156 135H152V136H155V137H157ZM165 135H163V137L165 136ZM175 135V137H177V136H179V135H177V134H175V132H174V134H173V136ZM177 135V136H176ZM181 135V137H182V134H180ZM246 135V134H245ZM249 135V134H248ZM256 135V134H255ZM101 136V135H100ZM107 136H109V135H107ZM144 136V135H143ZM147 136V135H146ZM145 136V137H146ZM158 136H159V134H158ZM161 137H162V135H160ZM250 136H252V134H250ZM102 137V136H101ZM100 137V138H101ZM104 137H106V135L104 136ZM168 137V136H167ZM193 137V136H192ZM257 137H259V135H258V133H257ZM99 137H98V139H100ZM158 139L160 138V137H157ZM166 138V137H165ZM172 138V137H171ZM170 138V139H171ZM174 138V137H173ZM143 139H145V138H143ZM149 139V138H148ZM147 139V141H149V142H151L150 140H148ZM155 139V138H154ZM153 139V140H154ZM158 139H156V140H158ZM161 139H164V138H161ZM177 139V138H176ZM185 139V138H184ZM255 139H257V138H255ZM146 140V139H145ZM145 140H143V141H145ZM152 140V141H153ZM167 140V139H166ZM173 140H175V139H173ZM186 140H187V138H186ZM191 140V139H190ZM189 140V141H190ZM155 141V140H154ZM153 141V142H154ZM159 141H160V139H159ZM168 141V140H167ZM176 141V140H175ZM252 141V140H251ZM254 141V140H253ZM257 141H259V140H257ZM140 142V141H139ZM152 142V143H153ZM169 142H170V140H169ZM178 142H180V141H178ZM188 142V141H187ZM192 142V141H191ZM195 142V141H194ZM224 142H227V141H223V143ZM260 142V141H259ZM99 143V142H98ZM114 143V142H113ZM135 143H138V142H135ZM147 143V142H146ZM199 143H201V142H199ZM254 143V142H253ZM258 143V142H257ZM256 143V144H257ZM102 144V143H101ZM173 144V143H172ZM186 144V143H185ZM189 144V143H188ZM209 144V143H208ZM202 145V144H199L198 146H194V148L193 149H185V148H183V150H182V152H181V154H182V156H180V157H182L183 159H181V161H179L180 163H182L183 164V166L184 165H187V168H188V171L187 172H189V173H191V175L190 176H192V174H199V176L200 175H204V173L205 172H214V170L216 171V169H219L218 171H216L217 173L220 171V173H221V175H223V174H228L227 176H229L230 177V179L229 180H231L232 179V181L233 182H235V183H237V187H241V186H243V187H249V188H252V186H256L257 184H259L260 185V181H264V140H261V144H260V149H254V148H250V149H245V148H241V147H239V149H237L235 152H234V154H231V156H227L226 157V155H224V156H222V153H224L223 151H222V149L223 150H225L224 148H222V147H220V148H222V149H219L217 146H214V145H211V144H209V145ZM225 144V143H224ZM251 144V143H250ZM259 144H258V146L257 147H259ZM100 145V144H99ZM103 145V144H102ZM108 145H109V143H108ZM137 145V144H136ZM142 145V144H141ZM148 145V144H147ZM146 145V146H147ZM151 145V144H150ZM150 145L149 146H147V148L148 147H150ZM155 145V144H154ZM167 145V144H166ZM168 145H169V143H168ZM175 145V144H174ZM197 145V144H196ZM249 145V144H248ZM248 145H246L247 147H248ZM253 145V147H254V144H252ZM89 145H86L85 144V149H87V150H90V152H92V151H94V149L93 148H91V147H88ZM152 146V145H151ZM156 146V145H155ZM164 146V145H163ZM241 146V145H240ZM256 146V145H255ZM143 147V146H142ZM172 147V146H171ZM179 147H180V145H179ZM107 148H109L110 150H115V149H112L111 147H102V149L103 150H107ZM134 148V147H133ZM144 148H145V145H144ZM151 148V147H150ZM162 148V147H161ZM165 148V147H164ZM175 148H177L178 149V147H176V145H175ZM174 148V149H175ZM181 148V147H180ZM135 149V148H134ZM139 149H140V147H139ZM157 149H159V148H157ZM137 150V149H136ZM141 150V149H140ZM142 150H144V149H142ZM147 150H149V149H147ZM151 150V149H150ZM165 150V149H164ZM170 150V149H169ZM231 150V149H230ZM36 152H42L41 153V160H44V159H46V157H47V155H45V151H44V149H43V147H42V145H40L39 147H38V149L36 150ZM138 152H139V150H138ZM143 152V151H142ZM157 152V151H156ZM158 152H159V150H158ZM157 152V154H158V156H159V153ZM164 152V151H163ZM162 151H161V153H163ZM170 152V151H169ZM168 152V153H169ZM174 152V151H173ZM230 152V151H229ZM135 153H136V151H135ZM172 153V152H171ZM171 153H169V154H164L165 155V157H166V159L167 160H169L168 158H171V156H170V154ZM51 154H54L55 156H56V154H58V152L55 150V149H52L51 150ZM145 155V154H144ZM147 155V154H146ZM145 155V156H146ZM210 155H214V156H216L215 158H216V161H210V160H208V158L210 157ZM169 156V157H168ZM179 156V155H178ZM98 157L99 156H97L96 155V153L95 152H93V156H88L87 155V159H89V161H98ZM132 157H134L133 155H132ZM140 157V156H139ZM160 157V156H159ZM176 157V156H175ZM212 157V156H211ZM76 158H79L80 159V157H79V155H76ZM144 157H142V159H143ZM92 159V160H91ZM94 159V160H93ZM141 159V160H142ZM145 159V158H144ZM158 159V158H157ZM177 159V158H176ZM131 160V159H130ZM136 160H137V158H136ZM149 160H150V158H149ZM164 160V159H163ZM212 160V159H211ZM178 161H174L173 163H175V162H178ZM136 162V161H135ZM137 162H138V160H137ZM163 162V161H162ZM165 163H167V164H169L167 161H164ZM135 164V163H134ZM179 164V163H178ZM172 165V164H171ZM254 165V167H252ZM169 166V165H168ZM173 166V165H172ZM170 167V166H169ZM171 168H173V167H171ZM175 168V167H174ZM178 168V167H177ZM186 168V167H185ZM180 169V168H179ZM246 169V170H245ZM169 170V169H168ZM172 170V169H171ZM177 170V169H176ZM182 170V169H181ZM184 170V169H183ZM182 170V171H183ZM186 170V169H185ZM104 171V170H103ZM255 171H257L258 173H259V175H255L257 172H255ZM170 172H172V171H170ZM174 172V171H173ZM201 172H203V174H200ZM175 173H177L176 171H175ZM174 173V174H175ZM180 173V171L178 172V174ZM173 174V173H172ZM177 174V175H178ZM182 174V173H181ZM185 174V173H184ZM216 174V173H215ZM183 175V174H182ZM209 175V174H208ZM194 176H196V175H194ZM198 176V175H197ZM206 176V175H205ZM216 176V175H215ZM226 176V175H225ZM189 177V176H188ZM194 178V177H193ZM209 178V177H208ZM222 178H223V176H222ZM225 178H227V177H225ZM175 179V178H174ZM184 179H185V177H184ZM195 179H196V177H195ZM198 179H200V177L198 178ZM198 179H196V180H198ZM206 179V178H205ZM213 179V178H212ZM216 179V178H215ZM214 179V180H215ZM218 179H221V178H218ZM188 180H190V177L188 178ZM194 180V179H193ZM203 180V179H202ZM210 180V179H209ZM224 180H226V179H224ZM229 180H228V182H229ZM217 181V180H216ZM219 181V180H218ZM177 182V181H176ZM200 182V181H199ZM207 182V181H206ZM211 182L213 183V181L211 180ZM220 182V181H219ZM220 183H222V182H220ZM232 182H230V184H231ZM262 183V182H261ZM180 184V183H179ZM226 185V184H225ZM232 185V184H231ZM154 186V185H153ZM229 186V185H228ZM233 186V185H232ZM254 186V187H255ZM209 187V186H208ZM231 187V186H230ZM180 188V187H179ZM195 188V187H194ZM214 188H216V187H214ZM219 188V187H218ZM227 188V187H226ZM242 188V187H241ZM170 189H173V188H168V189H148L147 191H149V190H152L150 193L151 194H154V193H156L155 191H167V190H170ZM181 189H184V188H181ZM228 189H230V188H228ZM253 189V188H252ZM3 190H5V188L3 189ZM184 190H189L190 191V189H184ZM226 190V189H225ZM231 190V189H230ZM230 190H228V192L230 191ZM235 190H236V188H235ZM238 190V189H237ZM208 191H210V190H208ZM227 191V190H226ZM243 191H244V189H243ZM243 191H241V192H243ZM235 192V191H234ZM238 192V191H237ZM237 192L235 193V194H237ZM240 192V191H239ZM230 193H233V192H230ZM244 193V192H243ZM101 195H109V194H104V192H102V194ZM244 195V194H243ZM241 196H242V194H241ZM65 196L64 195H60L58 198H60L59 200H62V198H64ZM107 197V199H109V198H113V197H110V196H106ZM246 197H248V196H246ZM139 198H140V200L138 201V202H140V203H142V204H144V205H142V207L138 210V209H133V208H131L130 210L129 209H127V211L125 212L126 213V215H127V217L126 218H129V217H131L130 218V220L129 221H126L127 222V226L129 227V231L131 232V236L133 237V239H135V235H137L136 233H137V227H139L140 225H139V223H141V222H147V224L148 225H146V226H148L147 228H146V226H145V228H146V230H148L149 231V233H150V235L152 234V232H156V233H159L161 230L162 231H164V236H165V233L168 235V232H172V228H175L176 227V225L174 224V222H173V220H172V218H173V216H175V213H178V211H179V209L181 208V207H183V204H179V202H172V201H174L173 199H170L169 197H165V198H160V197H158V196H156V195H140L139 196ZM235 198H237V197H235ZM238 198H240V196L238 197ZM249 198V197H248ZM243 199V198H242ZM245 199V198H244ZM109 200H111V199H109ZM246 201V200H245ZM9 203H13V201H11L10 202V195L8 194H5V193H3V194H1L0 195V226L2 225V224H5L6 225V228L8 227V224L7 223H4V221H5V217H4V209H5V207H7V205L9 204ZM102 205V204H101ZM146 205H150V207H149V211H151V213H155V215H152V216H149V214H146L147 215V220L145 219L144 220V217H142V216H145V214L144 215H142V216H140V215H138V213L139 212H142V210L143 209H145L146 207H144V206H146ZM162 206V208L160 209V211H158V210H151V206L152 207H156V206ZM104 205H102L101 207H103ZM110 208V207H109ZM111 209H113V210H115L114 208H112L111 207ZM138 210V211H137ZM55 211V210H54ZM54 211H50L51 213H49V216L52 214V215H54L55 214V212ZM56 213H57V211H56ZM164 217H166V220H165V222H167L168 224H166V225H163V224H161V223H159V220L160 219H164ZM50 218H52V217H50ZM168 220V221H167ZM171 220V221H170ZM58 221H59V217L58 216H56V219H55V221H54V223H56L57 222V224H58ZM65 222V221H64ZM64 222H63V224H64ZM125 222V223H126ZM59 223H61V222H59ZM158 223V224H157ZM57 224H54V225H57ZM63 224L61 225V226H63ZM53 225V223L51 224V222H50V224L47 226V228H46V230H48V231H51V229L54 227V225ZM210 225H212V227L210 226ZM209 225V228L207 229V232H208V235L211 237L212 235H215L216 233L218 234V231L220 230V228H221V224L219 223V222H214V221H211V224ZM60 225H59V227H61ZM159 228V229H158ZM158 229V230H157ZM85 230H83L82 232L84 233V235H82V236H84L85 237V232H84ZM202 231V230H201ZM50 233V232H49ZM205 233V231L204 232H199L198 233V235L200 236V237H203V234ZM251 234H252V238L254 239V241H256L255 243H252V244H250L249 246H248V248H250V249H252L253 247H257L258 245H260V243L262 244V241H263V239L262 238H264V237H260L259 235H258V233L256 234H254V232H250ZM216 234V236H218ZM254 234V235H253ZM88 235V234H87ZM150 235H146V236H141V237H143V238H141L140 239V241H142V243L144 244V246L145 247H149V245H150V242H151V240H154L155 238H153V237H150ZM165 236V237H161V238H156L155 240H154V242H156V243H158V242H161V243H166L168 240V236ZM169 235H170V233H169ZM89 237L91 236V235H88ZM175 236V235H174ZM181 237V234H178V237ZM145 237H147V238H145ZM179 237V238H180ZM86 239H87V237H85ZM177 238V237H176ZM212 239H214L215 237L213 236V237H211ZM211 244H212V242H210ZM214 243V242H213ZM149 244V245H148ZM187 244V243H186ZM216 244V243H215ZM193 244H191V245H186V246H192ZM195 245V244H194ZM45 246V238H42V239H38V241L36 242V246H35V251H36V253L38 252V250L40 249V247H44ZM163 246H166V245H163ZM212 246H214V245H209V247L211 248ZM194 247H198V245H196V246H194ZM170 248V250H175V247L173 246V245H171V247H169ZM260 249L261 250H263V248L262 247H260ZM260 249H258V250H260ZM151 249L149 248V251H150ZM148 251V252H149ZM177 253V252H176ZM161 255V259L162 258H165V256H166V254L165 253H161L160 254ZM41 256H40V254L39 255H37V258L39 259ZM41 259H44L43 258V256L41 257ZM189 259H191V258H189V255H187V254H183V253H181V252H179V254L177 253V254H175V255H173V261L172 262H170V264H192V262L191 261H189ZM264 259V258H263ZM11 261V258H10V256L9 255H7V254H5V253H0V264H9V262Z\"/></svg>",
	"mask_w": 264,
	"mask_h": 264
},
{
	"label": "trees",
	"instance_id": "16d2710c",
	"mask_svg": "<svg viewBox=\"0 0 264 264\" xmlns=\"http://www.w3.org/2000/svg\"><path fill=\"white\" fill-rule=\"evenodd\" d=\"M14 1V0H11ZM15 1H20V0H15ZM0 3L3 4H8V3H13V2H9V0H0ZM8 5H12V4H8ZM6 44V45H5ZM26 44L21 45L20 43V37L19 36H14V38L11 40L10 43H5L3 42L2 46H0V79L6 74V71L3 68H6L5 65H3V63H7L9 60L11 62H13L14 64L10 66L9 62V69H12L13 67H17V65H19L21 62H23V60L26 57V53L28 54V50L27 48H25ZM0 82H2L0 80ZM9 83H10V79H9ZM8 88V86H7ZM9 94H12V91L7 92V96H9Z\"/></svg>",
	"mask_w": 264,
	"mask_h": 264
}]
</instances>
